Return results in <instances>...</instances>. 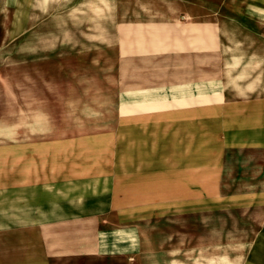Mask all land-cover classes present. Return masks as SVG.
Listing matches in <instances>:
<instances>
[{"label":"crops","instance_id":"obj_1","mask_svg":"<svg viewBox=\"0 0 264 264\" xmlns=\"http://www.w3.org/2000/svg\"><path fill=\"white\" fill-rule=\"evenodd\" d=\"M47 1L16 0L10 6V0H0V15L18 12L17 24L7 23V33L14 26L17 33L3 40L0 30V264H55L59 204H65L69 220L103 219L109 214L98 204L123 202L178 203L183 210L193 206L196 213L205 203L200 189L207 162L210 171H232L251 181L259 176L264 186V0H226L211 9L216 26L219 18L225 20L226 52L221 57L229 65L238 64L233 75L247 78L208 87L195 67L192 81L167 88L179 92L178 104L170 109L169 96L163 98L167 109L159 116L122 113L138 101L117 93L115 129L95 125L105 124V115H74L75 106L89 110L103 100L99 93L86 97V89L75 80L84 68L97 70L95 62L104 58L80 59L73 41L42 34L48 22H55V1ZM46 11L50 18L44 21ZM26 12H34L33 17ZM154 36L150 32L142 40L149 43L145 51L149 49L150 57ZM125 37L119 43L129 42L133 50L137 36ZM2 43L17 44L18 49H1ZM209 89L218 90V98L211 94L203 103V90ZM142 103L153 106V100ZM75 121L83 124L82 130H74ZM87 204L97 205L91 209ZM210 209L239 215L238 226H223L218 234L255 237L225 243L229 252L217 253L209 264H264V191L258 200L225 198ZM122 247L112 243L103 250L124 256L130 264L155 259L159 250L136 242L127 250Z\"/></svg>","mask_w":264,"mask_h":264},{"label":"rangeland","instance_id":"obj_2","mask_svg":"<svg viewBox=\"0 0 264 264\" xmlns=\"http://www.w3.org/2000/svg\"><path fill=\"white\" fill-rule=\"evenodd\" d=\"M54 1L52 15L55 22L51 26L48 22L40 32L73 41L75 57L104 58L101 64L95 62L97 70L84 68L83 75L75 80L86 89L82 91L86 97L99 93L103 99L99 106L90 107L89 110L85 107L83 111L77 106L74 108V115H105L107 122L96 126L105 125L106 129H115L113 115L118 113V109L113 100L117 93L126 99L138 101L136 106L123 107L122 113L159 116L167 109V105L162 106V99L167 96L170 98V109H174L178 104L179 92L167 91V88L192 81L195 67L198 78L208 87L214 83L240 82L248 77L233 75L232 71L238 64L229 65L221 57L226 52L225 20L219 18L216 26V17L211 16V9L226 0ZM14 2L16 0H10L9 5L13 6ZM199 5H202V9ZM33 13L26 12L27 18L33 17ZM17 14V11L5 10L0 15L3 40L7 35L17 33L16 26L13 32L10 29L11 33H7V23L15 21L17 24ZM49 14L50 11H46L42 20H49ZM211 23L215 25L210 26ZM150 32L155 35L152 57L149 49L145 51L149 43L143 42L144 35ZM121 35L123 38L127 36V39L137 36L135 40L139 41L133 44V50L128 49L131 46L129 42L119 43ZM1 49L18 48L17 44L7 46L2 43ZM93 74H99V77ZM218 93V90H203V103L210 101L211 94L213 99L218 98ZM145 100H153V106L144 105L142 101ZM95 101L98 102H90ZM82 125L75 121L74 130H82ZM141 126L144 124H139V131L143 130ZM172 129L173 125L170 126ZM227 182L237 184L226 185ZM250 182L257 184L249 185ZM262 182L259 176L251 181L235 176L232 171H210L207 162L203 164V186L200 189L205 203L196 213L193 206L183 210V205L178 203L123 202L98 204L103 205L106 214H109L106 218L69 220L64 217L65 204H59L58 257L55 264H130L124 256L113 257L103 249L105 245L120 243L124 251L135 242L159 249L154 255L157 258H143L138 264H175L174 259L185 264H209L217 253L220 256L229 252L225 243L248 242L255 237L218 234L217 231L223 226H238L239 215L233 210L216 212L210 209V205H217V201L232 197L258 200L264 191V186L259 185ZM211 199L214 201L212 204ZM87 205L92 209L97 204ZM168 248L170 250L167 251Z\"/></svg>","mask_w":264,"mask_h":264}]
</instances>
